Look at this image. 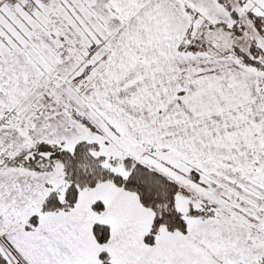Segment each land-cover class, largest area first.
Wrapping results in <instances>:
<instances>
[{
	"label": "snow or ice",
	"instance_id": "obj_1",
	"mask_svg": "<svg viewBox=\"0 0 264 264\" xmlns=\"http://www.w3.org/2000/svg\"><path fill=\"white\" fill-rule=\"evenodd\" d=\"M0 264H264V0H0Z\"/></svg>",
	"mask_w": 264,
	"mask_h": 264
}]
</instances>
